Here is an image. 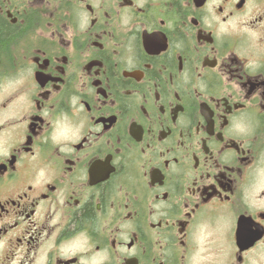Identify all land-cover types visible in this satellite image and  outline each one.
<instances>
[{"label":"flooded vegetation","instance_id":"1","mask_svg":"<svg viewBox=\"0 0 264 264\" xmlns=\"http://www.w3.org/2000/svg\"><path fill=\"white\" fill-rule=\"evenodd\" d=\"M0 264H264V0H0Z\"/></svg>","mask_w":264,"mask_h":264},{"label":"trees","instance_id":"2","mask_svg":"<svg viewBox=\"0 0 264 264\" xmlns=\"http://www.w3.org/2000/svg\"><path fill=\"white\" fill-rule=\"evenodd\" d=\"M91 209L89 208V209H86V215H90L91 214Z\"/></svg>","mask_w":264,"mask_h":264}]
</instances>
